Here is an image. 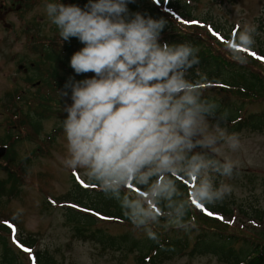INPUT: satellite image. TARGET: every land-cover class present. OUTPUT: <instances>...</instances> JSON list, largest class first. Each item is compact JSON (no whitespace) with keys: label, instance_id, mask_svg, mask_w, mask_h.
<instances>
[{"label":"clouds","instance_id":"9594fccd","mask_svg":"<svg viewBox=\"0 0 264 264\" xmlns=\"http://www.w3.org/2000/svg\"><path fill=\"white\" fill-rule=\"evenodd\" d=\"M129 2L45 5L62 41L77 38L84 45L71 57L74 72L93 73L82 80L70 77L59 91L62 98L71 89L72 101L62 108L67 113L62 164L82 170L133 226L156 239L147 226L161 216L183 218L194 202L214 205L231 192L226 184L217 187L214 175L231 177L236 165L213 157L225 144L235 151L239 140L218 130L225 116L217 117L218 105L190 78L200 64L199 49L188 41L161 43L167 21L130 14ZM255 33L245 22L237 42L250 48ZM230 50L246 62L237 49ZM183 180L194 185L186 198L179 188Z\"/></svg>","mask_w":264,"mask_h":264},{"label":"rangeland","instance_id":"374dc122","mask_svg":"<svg viewBox=\"0 0 264 264\" xmlns=\"http://www.w3.org/2000/svg\"><path fill=\"white\" fill-rule=\"evenodd\" d=\"M174 1L181 2V4L187 2V0ZM199 1L197 2L199 6L194 10L196 16L202 19V16L209 14L215 22H213L214 25L218 24L223 28V34L217 33L218 35L212 34L211 36L203 30L206 34L205 38L213 43V49L222 53L227 49L226 46H223L224 44L236 45L237 43L234 44L232 39H237L239 32L243 31L245 22L256 27L254 46L257 47L260 42L264 44V0ZM7 2L10 3L11 0H0V4ZM50 2L56 3L53 0H32V7L28 11L17 16L11 15L10 18L15 23L11 32L4 28L5 26L0 21V138L6 137L8 133L14 134L11 146L14 154L11 155V158L14 155L17 158L14 162L11 159V162L0 160V180L8 177V171H14L21 179L15 197L5 195L0 198V221H7L9 218L11 221L13 220L11 225L15 224V239L20 240L23 234H31L38 239L36 247L41 251H47L59 264H138L136 253L114 250L109 246L103 247L95 237L88 235L93 230L113 235L132 231L127 225L121 221L106 220L100 225L92 226L82 235L77 231L78 226L75 225L77 223L68 218L65 206L60 204L62 198H66L64 195L72 188L73 174L87 180L82 170L74 172L62 164V160L67 155L66 139L62 127L63 119L66 118L67 113L63 112V107L58 106L56 110L61 109V114H47L43 111L42 102L39 103L40 109L37 108L36 103H29L28 99L31 95L29 85L25 84L27 82L25 79V82L23 81V74L17 72L18 60L21 56L28 55L36 60H41L37 55V44L41 49L49 43L55 45L57 39L60 38L58 29L46 14L45 5ZM180 20L181 25L185 27L193 25L191 22L196 21L185 18ZM197 22L199 23V20ZM210 26L209 29H211ZM228 30L232 38L229 41L225 36L229 35ZM34 35V40H30ZM216 42L221 45H217ZM55 47H59L58 44ZM238 53L254 69L264 73V60L255 58L249 54V51H244V54H241V51L238 50ZM236 60L239 61V58ZM46 75L44 73L41 76L43 81H45ZM92 75L93 73L90 77ZM60 77L69 79L72 74L66 76L61 73ZM24 89L26 93H24ZM57 94L58 92L54 95ZM34 97L37 100L39 95ZM12 98L15 103L12 102ZM11 102L16 105L9 107ZM261 105V103H256L253 108ZM51 108L53 109V107ZM47 109L50 107L47 106ZM42 112L44 114H41ZM25 114L30 119L31 116L34 117L35 126L38 124L37 133L34 136L28 137L26 131L21 129V126L26 125ZM13 115L20 117L16 119L12 117ZM211 122L213 125L217 124L214 120ZM218 130L226 136H236L239 140V148L235 151L225 144L221 148L220 155L213 157L215 160H218V157H226L236 165L231 177L214 175V184L217 187L226 184L231 188V192L218 203H229L228 206L232 205L237 210L241 206L246 212H251L252 207L264 204V134L246 130L234 132L219 124ZM48 135H52V137L49 138ZM0 142H5V140H0ZM24 168L25 171H23ZM232 202L234 204H231ZM192 215L194 223L197 220L200 223L206 222L207 220L204 218H209V215L201 209L198 212H193ZM242 215L239 211L233 210V216L229 217V221L226 223L219 222L215 216H211L214 220L211 223L219 225L220 229L229 232V235L248 240L252 236L256 240L263 241L264 225L252 224L249 222L251 219ZM200 225L205 226L203 223ZM163 226L165 227V225ZM136 235L139 236L140 233ZM15 239L12 232L10 242L17 249L19 247ZM1 251L2 246L0 245V255ZM162 264L227 263L220 261L215 255H185Z\"/></svg>","mask_w":264,"mask_h":264},{"label":"trees","instance_id":"16d2710c","mask_svg":"<svg viewBox=\"0 0 264 264\" xmlns=\"http://www.w3.org/2000/svg\"><path fill=\"white\" fill-rule=\"evenodd\" d=\"M53 1L56 3L78 4L81 7L87 3V0ZM198 1L187 0V2L181 4V2L174 0H130L128 9L130 14L140 12L146 17L151 16L154 19L163 18L167 21L161 33V43L168 42L171 44L188 41L199 49L200 64L190 70V78L200 82L205 98L218 105L217 117L219 115L225 116L224 119L219 121V125L226 126L234 132L246 130L264 134V73L262 71L260 73L254 69L247 61L241 63L236 60L238 59L237 55L230 50V48L235 47L229 45V43L223 45L227 47L226 52L221 53L212 48L213 43L205 38L206 34L203 30L207 31L211 36L213 31L223 34V28L218 24L214 25L215 22L209 14L202 16V19L196 16L194 10L199 6L197 4ZM184 18L196 20V22L199 20V23L185 27L181 25L180 20ZM209 25H211V31L208 28ZM225 36H227V41L232 39L230 34ZM60 40L61 44L59 47L54 48L53 45L46 47L44 51L45 73L47 74L45 83L47 89L59 80L60 85L58 86L65 90L64 86L68 79L65 77L61 78V73H64L66 76L72 74L75 80L85 79L92 74L77 75L70 66L72 55L84 45L77 38H72L70 41L65 42L62 39ZM235 42L238 46L235 49L244 54L236 38H234ZM261 43L257 47L253 45L247 48L249 54L250 52H255L258 56L264 57V44ZM216 44L221 45L217 42ZM260 63L263 64L262 62ZM68 91L70 93L67 97L61 98L60 93L58 94L61 105L57 103L56 106L63 107L66 104L72 103L71 89H68ZM53 96L46 94L45 101L42 103L45 104L43 111L52 115L61 114V109H52L51 106L54 107L55 105L49 104L50 98ZM51 101L53 102L54 100ZM47 103L50 105V109H47ZM256 103H261L262 105L253 108V105ZM32 118L34 117L32 116ZM30 123L31 125L35 124L32 119ZM36 125L38 127V124ZM48 137L51 138L52 135H48ZM221 159L218 157V160ZM15 160L16 157L14 155L13 161ZM23 171H25V168ZM20 184V177L14 171H8V177L0 180V198L5 195L15 197ZM85 185L88 186L85 187ZM179 188L186 198L187 194H190L193 190L194 185L188 180H183L179 184ZM133 191L136 190L133 189ZM64 196L66 198H62V203L66 205V214L69 219L77 223L75 224L78 226L77 231L82 235L85 234V231H89L92 226L106 222L101 217H108L109 220L121 221L127 225L130 228L129 230L132 231L113 235L104 231L93 230L88 235L95 237L96 241L103 247L109 246L114 250L136 253L138 264H162L173 258L185 255H215L220 261L227 264H264V240L259 241L252 236L248 240L229 235V232L220 229L219 225L211 223L214 221L211 216L204 218L207 220L206 222H202L205 225L204 227L200 225L202 223L198 220L194 223L192 220L194 216L192 214L193 212H198L200 209L196 205L199 202H194L183 218L161 216L158 222L149 224L147 227L157 237L156 239H151L147 235L145 228H137L131 224L115 200L107 198L101 190L87 180L85 183H81L73 174L72 188ZM231 204H234V202ZM228 205L229 203L219 204L217 202L214 205L202 206L207 211L223 217L222 220L218 219L219 222L226 223V221H229V217L233 216L234 210L235 212L239 211L242 213L243 217L251 219L249 222L252 224L264 225V204L259 207H252L251 212H246L241 206L237 210L232 205ZM9 220L11 219L9 218ZM8 225L5 221H0V245L2 246L0 264H33V256L35 257V264H59L47 251H41L36 247L38 239L34 238L31 234H23L20 237L23 246L31 251L26 252L21 247L16 249L10 242L12 231ZM181 225H187V227H182ZM100 229L103 230L102 227ZM139 233L140 235L137 236L136 234Z\"/></svg>","mask_w":264,"mask_h":264},{"label":"flooded vegetation","instance_id":"af4514ba","mask_svg":"<svg viewBox=\"0 0 264 264\" xmlns=\"http://www.w3.org/2000/svg\"><path fill=\"white\" fill-rule=\"evenodd\" d=\"M32 7V0H11V2L7 3H1L0 4V21L3 23L4 28H7L9 32L13 29L12 27L15 25V23L12 21V18H10L11 15L15 14L17 16L18 14L28 11ZM13 23H12V22ZM12 28V29H11ZM35 35L30 38V40H34ZM43 41L45 42V39L43 38ZM51 46V45H48ZM37 55L38 58L41 60H36L28 55L21 56L18 60V70L17 72H21L23 74V81L24 79L28 82H25V84L29 85L31 95L29 103H35L36 101L42 99L44 97V86L42 87L43 80L41 79V76L45 73V60H44V51L46 45L39 49V44H37ZM58 80V79H57ZM59 81V80H58ZM56 81L55 84H58L59 82ZM24 93H26V90H23ZM9 95V93H7ZM38 99L34 96H38ZM9 99V97H8ZM12 102L15 103L14 99L12 98ZM10 103L12 105H16L13 103ZM18 103V101H17ZM13 133H8L6 137L0 138V140H5V142H0V147H4L6 150V156L4 158H7V156H11L12 152V144H13ZM12 142V143H11Z\"/></svg>","mask_w":264,"mask_h":264},{"label":"snow or ice","instance_id":"6c2138e0","mask_svg":"<svg viewBox=\"0 0 264 264\" xmlns=\"http://www.w3.org/2000/svg\"><path fill=\"white\" fill-rule=\"evenodd\" d=\"M186 23H188V22L186 21ZM191 23L196 24V23H198V22H196V21H192ZM210 31H211V29H210ZM212 34H213V35H218V34L215 33L214 31H213ZM233 47H238V46H237V45H233ZM241 50H243V51H249L247 48H242ZM250 54L253 55V56H254L255 58H257V59L264 60V57H260V56H258L255 52H250ZM77 179H79V177H77ZM81 183H83V182L81 181ZM87 186H88V185H85V187H87ZM73 206L75 207V205H73ZM198 207L203 208L202 205H198ZM204 211H205V214H207V215H209V216H215L216 218L221 219V220L223 219V217H220L218 214H215V213H212V212H210V211H207V209H204ZM97 215H99V214L97 213ZM102 218H103V219H108V217H102ZM5 223H8V222H5ZM8 226L12 228V230H13V236H14V239H15V226H14V225H11V224H9ZM20 246L23 248V245H20ZM23 250L26 251V252H30V251H31V250L28 249V248H23ZM32 259H33V264H35V257L33 256Z\"/></svg>","mask_w":264,"mask_h":264}]
</instances>
